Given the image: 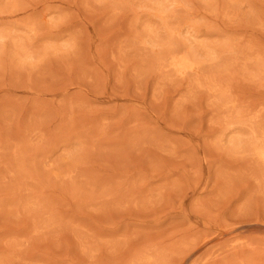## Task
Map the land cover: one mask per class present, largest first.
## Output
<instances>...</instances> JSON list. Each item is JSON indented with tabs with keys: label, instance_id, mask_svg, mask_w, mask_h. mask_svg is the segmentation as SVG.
<instances>
[{
	"label": "rangeland",
	"instance_id": "rangeland-1",
	"mask_svg": "<svg viewBox=\"0 0 264 264\" xmlns=\"http://www.w3.org/2000/svg\"><path fill=\"white\" fill-rule=\"evenodd\" d=\"M0 264H264V0H0Z\"/></svg>",
	"mask_w": 264,
	"mask_h": 264
}]
</instances>
